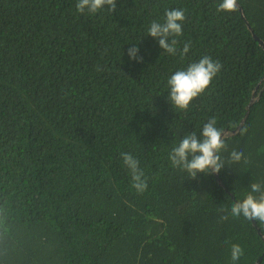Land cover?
Returning <instances> with one entry per match:
<instances>
[{
	"label": "trees",
	"instance_id": "16d2710c",
	"mask_svg": "<svg viewBox=\"0 0 264 264\" xmlns=\"http://www.w3.org/2000/svg\"><path fill=\"white\" fill-rule=\"evenodd\" d=\"M0 0V264H255L264 224L221 221L264 185V0ZM185 12L177 55L147 35ZM241 9V10H240ZM252 28V31L249 29ZM190 43L187 54L179 50ZM138 46L142 61L129 58ZM222 64L187 110L167 79L203 56ZM216 119L225 166L191 179L169 152ZM243 153L230 162V153ZM140 162L138 193L121 153ZM234 196V198L232 197ZM243 254L231 260V244ZM264 264V257L261 262Z\"/></svg>",
	"mask_w": 264,
	"mask_h": 264
},
{
	"label": "clouds",
	"instance_id": "9594fccd",
	"mask_svg": "<svg viewBox=\"0 0 264 264\" xmlns=\"http://www.w3.org/2000/svg\"><path fill=\"white\" fill-rule=\"evenodd\" d=\"M111 12L117 9L116 0H77L76 11L78 13L95 14L105 8ZM237 0H221L217 6L218 11H235ZM185 20V12L179 8L165 11L163 23L152 21L147 29V35L158 41L159 47L169 55H177L179 41L176 37L182 35V22ZM190 43L184 44L179 50L181 56L188 53ZM138 46L128 49L130 59L142 61L138 56ZM222 64L213 60L210 56H203L198 62L190 63L186 69L175 71L167 79V100L173 110H187L190 102L202 94L210 85L212 79L220 72ZM216 119L212 118L205 123L199 135L196 131L187 133L180 142L169 152L168 159L173 168L186 172L188 177L194 179L199 173L211 175L219 173L225 166L220 152L226 147L222 130L216 126ZM125 167L131 174L132 187L143 193L147 189V179L143 170L139 167V160L131 153H121ZM243 153L233 150L230 153V162L241 161ZM225 212L220 217L225 221L231 215L233 218L244 217L250 221L264 224V185L259 182L250 184V191L243 199L235 200L230 209H221ZM231 260L238 261L243 254V248L238 243L231 244Z\"/></svg>",
	"mask_w": 264,
	"mask_h": 264
},
{
	"label": "water",
	"instance_id": "95a60500",
	"mask_svg": "<svg viewBox=\"0 0 264 264\" xmlns=\"http://www.w3.org/2000/svg\"><path fill=\"white\" fill-rule=\"evenodd\" d=\"M240 10H241V9H240ZM249 29L252 31V28H251L250 26H249ZM252 32H253V31H252ZM253 35H254V37H255L257 40H259L260 44L264 47V42H263V41L257 36V34L253 32ZM225 134L227 135V134H229V132H225V133L223 134V136H224ZM215 174H216L217 177H218V181H219V183H220L221 185H223L222 182H221V180H220V178H219V174H218V173H215ZM232 197L234 198L233 195H232ZM263 257H264V256H261L255 264H261V262H262V260H263Z\"/></svg>",
	"mask_w": 264,
	"mask_h": 264
}]
</instances>
